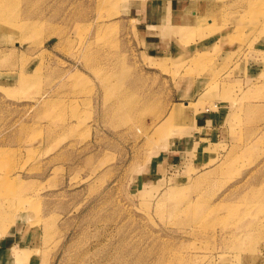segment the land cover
<instances>
[{
    "label": "rangeland",
    "instance_id": "obj_1",
    "mask_svg": "<svg viewBox=\"0 0 264 264\" xmlns=\"http://www.w3.org/2000/svg\"><path fill=\"white\" fill-rule=\"evenodd\" d=\"M4 9L0 264H264V0Z\"/></svg>",
    "mask_w": 264,
    "mask_h": 264
},
{
    "label": "bare ground",
    "instance_id": "obj_2",
    "mask_svg": "<svg viewBox=\"0 0 264 264\" xmlns=\"http://www.w3.org/2000/svg\"><path fill=\"white\" fill-rule=\"evenodd\" d=\"M4 3H5V0H0V27H3L4 25L7 24V22H5L6 18H7V14L5 12V9H4ZM179 104H183V106L185 107L184 103L183 102H180ZM181 110L180 108H178L177 106L171 108V110L169 111V115H168V119L171 120L173 119L174 117H178L180 116L182 113H181ZM168 122V120H167ZM162 123L160 126L161 128L167 123Z\"/></svg>",
    "mask_w": 264,
    "mask_h": 264
},
{
    "label": "crops",
    "instance_id": "obj_3",
    "mask_svg": "<svg viewBox=\"0 0 264 264\" xmlns=\"http://www.w3.org/2000/svg\"><path fill=\"white\" fill-rule=\"evenodd\" d=\"M14 230V229H13ZM19 234H20V232L19 231H17L16 229L13 231V233L11 234V239H12V241L14 242V245H15V243L17 242V240H18V236H19Z\"/></svg>",
    "mask_w": 264,
    "mask_h": 264
}]
</instances>
